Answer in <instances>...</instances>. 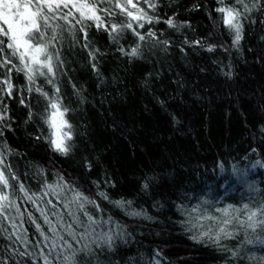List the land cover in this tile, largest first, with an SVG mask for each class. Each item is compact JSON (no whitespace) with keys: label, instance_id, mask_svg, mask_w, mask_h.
<instances>
[{"label":"trees","instance_id":"trees-1","mask_svg":"<svg viewBox=\"0 0 264 264\" xmlns=\"http://www.w3.org/2000/svg\"><path fill=\"white\" fill-rule=\"evenodd\" d=\"M245 2L238 45L217 0H104L99 27L54 21L53 72L35 83L0 54L13 85L0 83V264H68L75 250L77 264H264V0ZM50 101L67 108V153Z\"/></svg>","mask_w":264,"mask_h":264},{"label":"snow or ice","instance_id":"snow-or-ice-1","mask_svg":"<svg viewBox=\"0 0 264 264\" xmlns=\"http://www.w3.org/2000/svg\"><path fill=\"white\" fill-rule=\"evenodd\" d=\"M103 2L104 0H92V3L89 4L87 0H0V36L6 37V39H0V54L5 53L6 49H11V55L17 56L20 64L23 65L22 68L15 64L13 67L16 68L17 71H23L29 82L35 83V74L38 73L41 76H46V73L42 71V69L46 68L47 73L53 72V55L58 54L51 53L48 49L50 46L55 47V42L58 41L57 29L61 28V25L55 24L54 21L64 20L65 23L68 24L75 21L76 23L83 24L85 20H89L97 22V27H99L104 22L101 20L100 15L97 14V9L99 8V4ZM107 2L111 3L112 0H107ZM217 2L222 6L216 8V11L223 14L221 19L229 30L235 33L233 43L238 45L242 39L243 23L241 18L243 17L244 12L251 11L249 4L246 3L245 0H234L232 6H224V0H217ZM258 2L259 0H255V2L252 3V8H255ZM127 3L135 7L132 0H127ZM236 5H240L241 8H237ZM116 6L120 7L122 11L125 7L119 3H117ZM149 6L155 7V4H150ZM65 9H67V11H65ZM73 9L75 12L79 13L78 17L74 15ZM100 10L105 12L108 11L106 8ZM127 15L131 16L133 19L140 18L134 15L131 11H128ZM142 15L146 17L149 23L152 22V17H147L146 13H142ZM69 17H71V20ZM244 18L246 19V17ZM165 23H167L169 27H178L172 18L166 20ZM3 26H6V28ZM72 26L74 27V25ZM89 26L90 25H84L80 31H84L85 28ZM123 27L132 28V25L126 24ZM140 27H143V25H140ZM105 30L109 31L107 28H105ZM111 33H119L118 26L113 25L110 30V34ZM148 34L155 35L152 32H149ZM112 39L116 43H119L117 36H113ZM139 39L144 40V36L139 35ZM208 51H213V48L209 47ZM125 54L138 56V46L132 48L130 53ZM90 55L92 54L90 53ZM41 57L44 59L42 60ZM93 58L95 57L93 56ZM10 63H12L11 59L5 56L4 59L0 61V67H5ZM228 75H230V73ZM0 83L7 84L8 94L11 95L13 85L10 78L0 81ZM31 90L32 89H29V91ZM36 90L47 98L48 94L43 92L42 89L38 88ZM57 91L59 90L57 89ZM21 103H23V100ZM50 106L55 111L47 121L49 126L57 128L56 117L59 116L64 126L71 127L67 121L63 120L67 108H64L63 111H61L60 105L57 102L51 101ZM5 118L4 115H0V120H4ZM63 137H66L69 140L72 138L69 132L63 133ZM51 143L54 148L61 153H67L69 150V146H65L64 140L59 135H57V138L52 140ZM0 163H3V160H0ZM12 178L15 179V177ZM0 183H2L5 188L9 186L8 178L5 177L3 171H0ZM20 187L21 190H23V186L21 185ZM145 187H147V184H145ZM100 195L104 199H107L105 193H100ZM7 199V195H0V200ZM77 199H83L88 203H94V201L88 200L87 197H83L82 194L79 193H77ZM115 203L122 205L123 202L116 201ZM225 214H227V211H225ZM259 214L264 215V208L259 209ZM256 216L257 212H250L248 217L249 227L253 229H255L256 226ZM88 220L92 223L96 222L91 215H88ZM262 223H264V221H262ZM220 231L224 232V229H221ZM225 234L230 235V233ZM218 238L219 237H217V239ZM111 242L112 237L107 236L106 243L109 247H111ZM68 247L71 248V245H68ZM85 247L87 248L88 246L85 245ZM76 251L79 250H75L71 256L65 257L68 264H77L75 260ZM233 255H236V253L234 252Z\"/></svg>","mask_w":264,"mask_h":264},{"label":"rangeland","instance_id":"rangeland-1","mask_svg":"<svg viewBox=\"0 0 264 264\" xmlns=\"http://www.w3.org/2000/svg\"><path fill=\"white\" fill-rule=\"evenodd\" d=\"M121 1L124 3V5H126L125 3H127V0H121ZM127 6L131 7V5L128 4V3H127ZM65 11H67V9H65ZM73 13L74 14L77 13L79 15V13L78 12H75L74 9H73ZM3 27L6 28V26H3ZM21 51H22V49H21ZM41 59H42V57H41ZM54 111H55L54 109L51 110L50 115H49V119L51 117V114ZM63 120L66 121L65 116H63ZM56 123H57V128L50 127L51 128V134H52V140L56 139L57 138V135H59L64 140V142H65L66 137H63V133L67 132V126H64L63 125V123H62V121H61V119H60L59 116L56 117ZM54 133H55V135H54ZM221 189H222L223 194H224V197H225V196H230V195L234 194V191H235L236 187H234V186L226 183V184H224L222 186Z\"/></svg>","mask_w":264,"mask_h":264}]
</instances>
